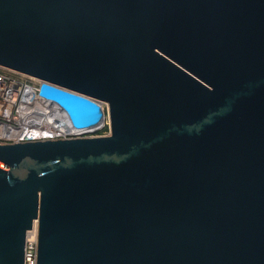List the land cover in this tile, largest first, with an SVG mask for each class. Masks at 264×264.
Returning <instances> with one entry per match:
<instances>
[{
	"label": "water",
	"instance_id": "water-1",
	"mask_svg": "<svg viewBox=\"0 0 264 264\" xmlns=\"http://www.w3.org/2000/svg\"><path fill=\"white\" fill-rule=\"evenodd\" d=\"M0 66L70 129L0 144V264H264V0H0Z\"/></svg>",
	"mask_w": 264,
	"mask_h": 264
},
{
	"label": "built area",
	"instance_id": "built-area-1",
	"mask_svg": "<svg viewBox=\"0 0 264 264\" xmlns=\"http://www.w3.org/2000/svg\"><path fill=\"white\" fill-rule=\"evenodd\" d=\"M40 83L0 66V144L69 137L68 130L53 127L54 103L38 95ZM35 263L36 227L32 225L25 235L23 264Z\"/></svg>",
	"mask_w": 264,
	"mask_h": 264
},
{
	"label": "bare ground",
	"instance_id": "bare-ground-1",
	"mask_svg": "<svg viewBox=\"0 0 264 264\" xmlns=\"http://www.w3.org/2000/svg\"><path fill=\"white\" fill-rule=\"evenodd\" d=\"M102 102L103 101L99 102V105H100V107L102 109V112H104V109L101 106ZM51 114H52V124H53V127L55 129L60 130V131L61 130H64V131L68 130V132L70 131V129L68 128V123L65 120V116L63 115V111L58 109L56 104H54L52 106ZM104 122H105V114H103V118H102V123L101 124L103 125ZM60 128H62V129H60ZM35 227H36V224H35V222H33V228H35Z\"/></svg>",
	"mask_w": 264,
	"mask_h": 264
},
{
	"label": "rangeland",
	"instance_id": "rangeland-1",
	"mask_svg": "<svg viewBox=\"0 0 264 264\" xmlns=\"http://www.w3.org/2000/svg\"><path fill=\"white\" fill-rule=\"evenodd\" d=\"M101 106L104 109L103 114H105V122L94 133H92V135H96V136L97 135H107L109 133L108 106L106 102H102Z\"/></svg>",
	"mask_w": 264,
	"mask_h": 264
},
{
	"label": "trees",
	"instance_id": "trees-1",
	"mask_svg": "<svg viewBox=\"0 0 264 264\" xmlns=\"http://www.w3.org/2000/svg\"><path fill=\"white\" fill-rule=\"evenodd\" d=\"M97 134H99V133H97Z\"/></svg>",
	"mask_w": 264,
	"mask_h": 264
}]
</instances>
